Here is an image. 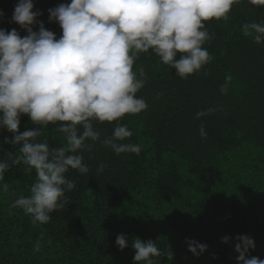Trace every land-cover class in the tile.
Returning a JSON list of instances; mask_svg holds the SVG:
<instances>
[{
  "label": "trees",
  "instance_id": "16d2710c",
  "mask_svg": "<svg viewBox=\"0 0 264 264\" xmlns=\"http://www.w3.org/2000/svg\"><path fill=\"white\" fill-rule=\"evenodd\" d=\"M33 2L34 11L42 12L38 20L59 38L62 29L50 22L48 10L70 0ZM18 3L0 0V29H16L23 37L26 30L12 21ZM228 15L204 22L212 38L203 47L212 60L187 79L151 50L139 54L133 71L140 77L143 70L145 86L137 97L147 108L121 123L133 132L124 143L139 144L140 154L117 155L89 141L91 150L82 153L89 172L69 171L76 187L66 192L67 202L50 214L49 223L33 225L12 207L30 194L35 170L20 163L6 171L10 187L0 191V264H135V237L172 252L171 260L165 255L156 264H238L235 246L244 235L255 242L249 256L264 260V43L243 32L245 23L264 21V5L242 0ZM201 112L207 114L198 119ZM32 128H40L37 139L51 147L66 143L55 125L44 128L22 115L20 131ZM95 128L103 139L114 122H95ZM12 136L0 129V160L20 155L19 146L4 142ZM119 234L129 241L123 251L116 244ZM188 240L207 250L194 255Z\"/></svg>",
  "mask_w": 264,
  "mask_h": 264
},
{
  "label": "clouds",
  "instance_id": "9594fccd",
  "mask_svg": "<svg viewBox=\"0 0 264 264\" xmlns=\"http://www.w3.org/2000/svg\"><path fill=\"white\" fill-rule=\"evenodd\" d=\"M242 0H70L50 8V22H58L62 35L45 28L38 20L33 0H19L12 21L26 30L21 36L16 29H0V129L13 134L4 142L19 146L20 155L0 160V191L7 193L5 173L12 165L23 163L26 171L35 170L36 181L28 196H19L12 207L31 218L33 225L47 224L51 213L63 209L66 192L76 184L68 179L70 170L89 172L83 151L101 143L117 155H139V144L124 143L133 132L121 123L127 114H139L147 108L137 93L145 86L133 71L140 53L151 50L160 61L187 79L204 69L212 56L203 45L211 40L205 21L227 20L234 5ZM264 5V0H249ZM2 15V14H0ZM39 30L35 31L34 26ZM245 36L256 44L264 43V21L245 23ZM227 82L220 86L226 93ZM211 111V110H209ZM207 113L197 114L199 119ZM33 124L48 127L51 123L63 134L66 143L51 147L39 141L40 128L20 131L21 116ZM95 122L113 123L114 131L101 139ZM82 129V131H81ZM201 137H206L203 124ZM9 160L11 163H9ZM101 164L99 171H103ZM235 248L238 264H264L250 257L254 239L238 236ZM229 237L223 241L228 242ZM189 251L200 255L207 245L188 240ZM116 244L121 251L129 247L128 237L119 234ZM135 264H156L172 252L161 250L157 243L139 237L131 242ZM40 251V241L35 244Z\"/></svg>",
  "mask_w": 264,
  "mask_h": 264
}]
</instances>
